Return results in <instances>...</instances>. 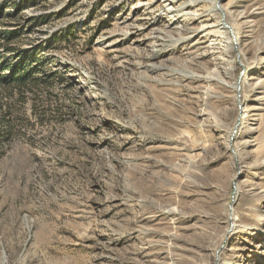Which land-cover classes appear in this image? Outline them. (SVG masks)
I'll return each mask as SVG.
<instances>
[{"label":"rangeland","instance_id":"374dc122","mask_svg":"<svg viewBox=\"0 0 264 264\" xmlns=\"http://www.w3.org/2000/svg\"><path fill=\"white\" fill-rule=\"evenodd\" d=\"M3 3L48 83L0 129V264H264V0Z\"/></svg>","mask_w":264,"mask_h":264},{"label":"trees","instance_id":"16d2710c","mask_svg":"<svg viewBox=\"0 0 264 264\" xmlns=\"http://www.w3.org/2000/svg\"><path fill=\"white\" fill-rule=\"evenodd\" d=\"M11 9L10 13L6 3L0 5V129L8 137L15 120L8 103L15 97L17 101L21 99L27 90L33 92L38 85L48 83L41 71L40 45L23 49L18 43L33 19L19 22V7Z\"/></svg>","mask_w":264,"mask_h":264},{"label":"bare ground","instance_id":"6f19581e","mask_svg":"<svg viewBox=\"0 0 264 264\" xmlns=\"http://www.w3.org/2000/svg\"><path fill=\"white\" fill-rule=\"evenodd\" d=\"M223 11V10H222ZM217 12V11H216ZM220 29L223 31V32H226V29H223L222 27H220ZM229 39V38H228ZM229 222H231V225L233 226L234 225V227H235V229H236V227H237V225H236V218H235V216L234 215H232L230 218H229Z\"/></svg>","mask_w":264,"mask_h":264},{"label":"water","instance_id":"95a60500","mask_svg":"<svg viewBox=\"0 0 264 264\" xmlns=\"http://www.w3.org/2000/svg\"><path fill=\"white\" fill-rule=\"evenodd\" d=\"M238 87V86H237ZM237 89H239V88H237Z\"/></svg>","mask_w":264,"mask_h":264}]
</instances>
